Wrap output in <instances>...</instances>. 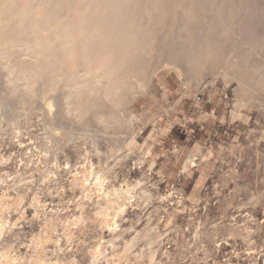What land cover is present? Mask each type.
<instances>
[{
	"label": "bare ground",
	"instance_id": "6f19581e",
	"mask_svg": "<svg viewBox=\"0 0 264 264\" xmlns=\"http://www.w3.org/2000/svg\"><path fill=\"white\" fill-rule=\"evenodd\" d=\"M261 27L260 0H0V69L7 71L0 82V108L13 102L23 105L17 120L25 124L11 125L18 140L34 117L42 118L45 131L41 145L29 136L31 143L25 146L30 155L15 172L0 171V264H80L79 258H89L91 264H131L142 241L154 260L164 243L159 231H142L127 240L126 230L120 229L128 208L149 203L151 195L142 179L115 184L123 140L106 133L126 125L115 108L144 89L162 61H170L166 69L178 71L172 58L176 45L193 67L231 43L251 49L231 69L250 95L253 87L264 85L263 66L254 58L264 52V44L256 45ZM243 70L258 77L249 83ZM222 72L230 76V71ZM235 103L245 105L241 96ZM5 115L0 110V118ZM0 158L7 163L5 156ZM196 167L191 156L184 169ZM41 186L58 190L61 201L68 198L67 205L48 211ZM29 210L39 231L27 239L32 254L23 256L17 244ZM104 231L109 232L107 245L100 242ZM88 236L98 241L86 252ZM121 240L124 246L117 251ZM138 255L142 258L144 252Z\"/></svg>",
	"mask_w": 264,
	"mask_h": 264
},
{
	"label": "rangeland",
	"instance_id": "374dc122",
	"mask_svg": "<svg viewBox=\"0 0 264 264\" xmlns=\"http://www.w3.org/2000/svg\"><path fill=\"white\" fill-rule=\"evenodd\" d=\"M260 6L263 9L264 0H260ZM262 44L264 27L256 42L257 46ZM177 49L176 45L172 58L178 71L166 69L170 61H162L144 89L128 95L116 106L117 117L122 118L125 127L114 126L106 133L117 138L122 135L119 139L123 140V150L117 153L121 159L116 166V186L142 179L151 195L149 203H133L128 208L126 218L120 222V229L126 230L124 237L131 240L147 230L159 231L164 238L160 254L152 261L145 243L140 242L133 250L131 264H264V85L253 87L250 96L245 92L250 89L242 88L231 71L251 49L231 43L200 67H193L189 55ZM170 55L162 58H171ZM254 58L264 72V52ZM220 69L230 71V76L225 77ZM6 73L0 69V82ZM241 74L249 83L258 77V73L248 70ZM2 91L0 85V96ZM238 95L245 101L244 106L235 105ZM22 106L13 102L0 108L6 113L0 118V154L8 159L2 164L0 158L3 172H15L21 160L30 155L26 147L31 143L29 136L37 145L45 139L41 117H34L27 130L23 129V138L14 136L11 125L25 124L17 120ZM125 138L128 148L124 146ZM19 141L25 142L26 149ZM107 149L103 145V152ZM191 156L197 167L185 170ZM72 160L76 161L75 155ZM59 163L63 164L64 158ZM41 190L47 196L48 211L67 205L68 198L61 201L58 190L43 186ZM14 216L19 217L18 213ZM32 217L29 210L20 225L24 228L17 250L23 256L32 254L27 250V239L39 231L35 223L32 225ZM102 236L106 240L100 242L107 245L109 232L104 231ZM97 241L88 236L84 250L90 251ZM121 242H117L115 250H121ZM106 250L111 253L112 247ZM142 251L141 258L138 254ZM79 259L80 264L91 262L89 258Z\"/></svg>",
	"mask_w": 264,
	"mask_h": 264
}]
</instances>
